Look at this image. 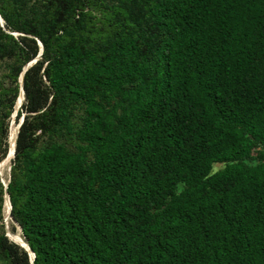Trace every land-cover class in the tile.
<instances>
[{
    "label": "trees",
    "instance_id": "1",
    "mask_svg": "<svg viewBox=\"0 0 264 264\" xmlns=\"http://www.w3.org/2000/svg\"><path fill=\"white\" fill-rule=\"evenodd\" d=\"M0 14V161L44 45L8 184L33 264H264V0ZM5 194L0 175V264H32Z\"/></svg>",
    "mask_w": 264,
    "mask_h": 264
},
{
    "label": "water",
    "instance_id": "2",
    "mask_svg": "<svg viewBox=\"0 0 264 264\" xmlns=\"http://www.w3.org/2000/svg\"><path fill=\"white\" fill-rule=\"evenodd\" d=\"M0 22H1V24L2 25H4V18L2 17V15L0 14ZM39 43H40V46H41V50H40V53H39V55L35 58V59H33L31 62H29L28 64H26L25 65V67H24V69H23V72H22V74H21V77H20V81H21V90H20V95H23V97H24V99H25V89H24V74H25V71L28 69V67L30 66V65H32L33 63H35L40 57H41V55H42V53H43V51H44V45H43V43L41 42V41H39ZM20 95H19V97H20ZM18 97V98H19ZM17 107V106H16ZM19 108L20 107H17L16 108V111H15V114H14V119L15 120H13V121H16V116H17V112H18V110H19ZM23 120H24V115L21 117V119H20V121H19V124H18V126H19V128H18V133H19V131H20V127H21V125H22V123H23ZM17 136H18V134L16 135V138H15V140H14V149H13V155H14V158H15V151H16V140H17ZM9 147H11L10 145H9ZM10 152V151H9ZM7 157H8V154H7ZM11 168H12V165H10V171H11ZM0 175H1V177H2V182L4 183V185H5V188H6V194H5V197H6V202H5V207H6V205H7V202H9V204H10V210H9V214H8V216H6V229H7V235L10 237V234H9V218H12V214H11V210H12V202H11V198H10V194H9V191H8V184H9V181H10V179L7 181L6 179H5V177L2 175V173L0 172ZM20 226V225H19ZM20 229H21V226H20ZM11 238V237H10ZM15 241V240H14ZM16 242V241H15ZM17 243H19V242H17ZM21 246H23L24 248H26L29 252H30V254H31V257H32V264H33V259L35 258V256H36V254H35V251L30 247V245H29V243L26 241V244L24 245V243H19Z\"/></svg>",
    "mask_w": 264,
    "mask_h": 264
},
{
    "label": "rangeland",
    "instance_id": "3",
    "mask_svg": "<svg viewBox=\"0 0 264 264\" xmlns=\"http://www.w3.org/2000/svg\"><path fill=\"white\" fill-rule=\"evenodd\" d=\"M23 102H24V97H23V95H20V97L18 98V100H17V107H19V105H20V107L22 106V104H23ZM16 107V108H17ZM15 111H16V109H15ZM15 111H14V113H13V115L11 116V125H10V134H9V142H10V146H11V148L9 147V151L11 152V150H12V146H13V137H14V135H17V132H18V122L17 121H13V120H15L14 119V114H15ZM16 118V117H15ZM15 133V134H14ZM8 151V153L7 154H10V152ZM11 156V155H10ZM6 157H7V155H6ZM6 157H4L1 161H0V172L2 173V175L5 177V179L8 181L9 179H10V167L8 168V170L6 171V173L4 174V172H3V165H4V162H5V160H6ZM11 159V161H10V165H12V157L10 158ZM223 166V164H220V163H218V164H216L215 165V169H218V168H220V167H222ZM8 172V173H7ZM6 215H5V217H4V224L6 225ZM13 227H15V229H16V231H12V228ZM9 234H10V237H11V239L12 240H15L14 239V236L15 235H17L18 234V230H20V226L12 219V218H10L9 219ZM7 230V229H6ZM21 231V230H20ZM17 233V234H16ZM16 241V240H15Z\"/></svg>",
    "mask_w": 264,
    "mask_h": 264
},
{
    "label": "bare ground",
    "instance_id": "4",
    "mask_svg": "<svg viewBox=\"0 0 264 264\" xmlns=\"http://www.w3.org/2000/svg\"><path fill=\"white\" fill-rule=\"evenodd\" d=\"M19 107H20V105H19ZM15 122V121H14ZM18 124H19V122H18ZM18 128H19V126H18ZM15 134V133H14ZM17 134H18V132H17ZM15 138H16V135H14V137H13V146H12V150H11V152H10V154H8V157H6V160H5V162H4V165H3V172H4V174L6 173V171L8 170V168L10 167V161H11V157H12V155H13V149H14V140H15ZM11 148V147H10ZM11 155V156H10ZM8 173V172H7ZM10 177V176H9ZM9 210H10V204H9V202H7V205H6V207H5V215L6 216H8V214H9ZM10 219V218H9ZM17 223V222H16ZM21 230V229H20ZM20 230H18V234L17 235H15L14 236V239L16 240V242H19V243H24V245L26 244V240H25V238L23 237V235H22V232L20 231Z\"/></svg>",
    "mask_w": 264,
    "mask_h": 264
}]
</instances>
